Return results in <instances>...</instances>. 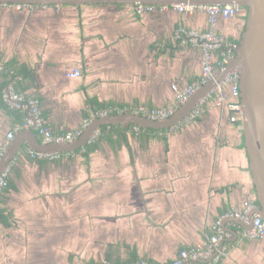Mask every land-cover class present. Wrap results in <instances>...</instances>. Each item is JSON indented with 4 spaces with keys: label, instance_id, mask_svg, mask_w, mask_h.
<instances>
[{
    "label": "crops",
    "instance_id": "1",
    "mask_svg": "<svg viewBox=\"0 0 264 264\" xmlns=\"http://www.w3.org/2000/svg\"><path fill=\"white\" fill-rule=\"evenodd\" d=\"M245 22V14L220 19L216 29L235 47ZM179 23L209 27L200 12L138 15L135 6L85 5L29 13L0 5V64L29 74H17V89L41 100L60 135L110 107L167 106L175 102L173 86L198 81L203 56L177 44ZM76 68L82 77L66 76ZM10 80L0 73V145L23 121L2 101ZM229 115L211 104L173 132L100 129L92 151L88 145L53 162L31 159L25 141L0 200L9 216L7 226L0 220V264H119L133 257L135 264H171L180 250L203 246L229 209L257 198L242 124ZM222 227L237 233L227 232L228 256L200 264H264V241L244 237L231 219Z\"/></svg>",
    "mask_w": 264,
    "mask_h": 264
},
{
    "label": "built area",
    "instance_id": "2",
    "mask_svg": "<svg viewBox=\"0 0 264 264\" xmlns=\"http://www.w3.org/2000/svg\"><path fill=\"white\" fill-rule=\"evenodd\" d=\"M13 8L19 12L33 13L37 9L47 8L49 6L36 5H4ZM178 11L185 14H194L196 12L205 13L208 17L209 27L205 31L192 30L187 28L183 23H179L174 39L180 47H193L201 51L202 72L198 81L184 88L173 86L175 91V102L164 107L150 108L144 105L127 106L122 108H107L97 113L96 118L108 117L111 115L134 114L153 121L166 120L173 116L176 111L184 105L195 91L213 79L219 71L225 69L226 65L234 56V46H232L224 36L218 33L216 26L220 19L230 20L244 14L245 9L238 5H135V11L138 15L153 13L156 11ZM0 73H4L11 77L8 85L2 90V101L11 110L18 112L23 116V121L17 125L14 130L10 131L0 145V162L7 153L12 141L17 133L33 129L37 132L43 144H67L77 140L90 125L93 119H87L82 127L75 131L66 132L56 135L53 133L51 126L46 119L41 100L32 97L17 89L16 81L20 79L14 71L5 68L0 64ZM69 78H80L83 71L80 68L66 72ZM240 89V74L232 71L226 79L219 83L214 91L203 98L199 104L190 112L186 119L179 125L165 130L173 132L176 128L185 124L196 122L202 117L207 107L211 104L224 108L229 112L230 122L241 123L242 121V102ZM242 124V123H241ZM132 130L139 134L145 129L138 126H131ZM101 137V132L96 131L89 139L88 145L95 144ZM71 154V153H68ZM27 155L37 161L53 162L61 160L63 153H46L32 149L27 151ZM12 163L7 166L0 176V200L4 197L9 189V177ZM259 204L256 200L245 201L241 208H231L225 215L216 222L214 226V234L209 237L203 246H195L188 249H182L178 253L176 259L171 264H200L201 261L213 259L218 260L220 256H228L223 247L220 248L222 242L230 235L223 229L222 224L225 219H236L244 224H249V216L254 213L253 227L251 230H244L243 235L246 238L264 241V219L256 213ZM103 264H110L104 261ZM137 264H152L150 262L140 261Z\"/></svg>",
    "mask_w": 264,
    "mask_h": 264
},
{
    "label": "water",
    "instance_id": "3",
    "mask_svg": "<svg viewBox=\"0 0 264 264\" xmlns=\"http://www.w3.org/2000/svg\"><path fill=\"white\" fill-rule=\"evenodd\" d=\"M238 5L245 9V28L238 44L234 47V56L219 71L216 76L199 87L195 93L182 105L176 113L166 120L153 121L134 114L111 115L96 118L84 130L83 134L74 142L67 144H43L38 140L33 129L24 130L16 134L10 148L0 162V176L22 151L26 141L30 148L46 153L75 152L88 146L89 139L103 126H138L142 129L157 131L169 130L182 123L190 112L215 90L232 71L240 74V89L242 102V127L246 149L250 160V169L253 175L256 201L259 208L256 211L264 219V0H0V5H36V6H85V5ZM253 216H249V224H244L236 219H231L237 226L244 230L253 227ZM226 232L237 234L233 230ZM226 238L221 243L223 247ZM213 259L201 261L211 262Z\"/></svg>",
    "mask_w": 264,
    "mask_h": 264
},
{
    "label": "trees",
    "instance_id": "4",
    "mask_svg": "<svg viewBox=\"0 0 264 264\" xmlns=\"http://www.w3.org/2000/svg\"><path fill=\"white\" fill-rule=\"evenodd\" d=\"M17 74L18 75H21L23 78L29 76V74L26 71H24V74L23 73H20V71H17ZM108 128H111L112 129V128H115V126H103L101 128V130L105 132V131H107ZM146 131H154V130H152V129H146ZM93 149H94L93 146H91V145L88 146V152L92 151ZM0 220L2 221V223L4 225H6V226L9 225V216L6 215L5 212L2 209H0ZM135 262H137V260H135V257H133L129 261H127V262H119V264H135Z\"/></svg>",
    "mask_w": 264,
    "mask_h": 264
}]
</instances>
